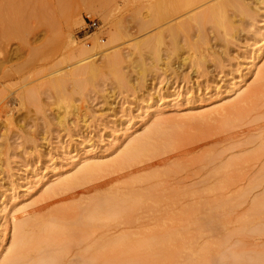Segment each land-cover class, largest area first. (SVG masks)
Segmentation results:
<instances>
[{
  "label": "rangeland",
  "instance_id": "obj_1",
  "mask_svg": "<svg viewBox=\"0 0 264 264\" xmlns=\"http://www.w3.org/2000/svg\"><path fill=\"white\" fill-rule=\"evenodd\" d=\"M263 44L264 0H0V258L13 210L35 204L31 228L67 222L38 250L61 264L115 251L126 260L114 264H264ZM156 122L152 176L140 164L45 197L86 160L111 166ZM110 190L142 202L108 204L72 239L88 198ZM121 236L133 254L105 245Z\"/></svg>",
  "mask_w": 264,
  "mask_h": 264
},
{
  "label": "bare ground",
  "instance_id": "obj_2",
  "mask_svg": "<svg viewBox=\"0 0 264 264\" xmlns=\"http://www.w3.org/2000/svg\"><path fill=\"white\" fill-rule=\"evenodd\" d=\"M256 1L258 4L263 3V0H256ZM256 1L254 0V2H256ZM186 5L188 6L189 4H186ZM190 5H191V2H190ZM184 10H185V8H184ZM208 15H211V14H209V13L205 14L204 16L197 18L196 21L198 22L201 19H208ZM83 50H85V49H83ZM83 50L81 49L80 53L84 57H85V53L87 55H88V53H90V52H87L86 50L85 51H83ZM260 52L261 53L258 55V57H260L264 53V44L260 48ZM95 55L96 54H94V55L92 54L89 57L86 56L87 58L83 57L82 60L78 61V63H82L85 61L87 63H92V61H94V59H95L94 58ZM105 55H103V56L105 57ZM105 59H107L105 61V67L109 68L111 72L113 71V75H115V77H118V74H116L114 71V69H115L114 66L116 65V61H118V59L115 61V57L114 58L111 56L107 57V55H106ZM118 80H117V82H118ZM257 80H258L257 85L259 88L261 86V83L262 84L264 83L263 82L264 81V68H263V70H261L259 72V77L257 78ZM118 83H117V85H118ZM257 85L255 87H257ZM262 88L264 89V86ZM255 90H254V88H252V92H254ZM260 91L261 90H259V92ZM249 93H251V91ZM254 93H253V95L252 94L251 95L255 96L258 92L256 94H254ZM260 93H262V92H260ZM260 93H258V95ZM251 95L242 96V97L240 96L241 98L239 99L238 104L240 105V103L248 102L247 100L252 97ZM235 106H236V103H235ZM236 107H238V106H236ZM223 109L224 108L221 107V108L215 109L213 111L216 114H219V113H222ZM235 110H237V109L235 108ZM212 114H214V113H212V111H211V113L209 115H212ZM201 116H199V117H201ZM228 118L226 117V119H228ZM255 122L257 123V121H253L252 125L256 124ZM161 125H162L161 122H156L152 128H150V129L148 128V130L146 132H144V134H142L140 137L132 138L131 136H129L127 138L125 148H124L121 156L119 157V159L117 161H114L111 166L106 167L107 166L106 165L105 170L99 164H95V163L91 162L90 160L89 161L86 160L85 162H82V165L81 166L79 165L80 167L78 168V170L76 169L77 174L75 173L70 177L68 176L69 178L67 177V178H64L62 181L56 182V184L54 186H52L46 190L45 197L62 195L64 193H66L67 191L74 189L78 186L87 185V184H90L91 182H95L93 180H96L97 177L100 176L101 174H110L112 171H116V170H118L117 172L124 171L127 167H133V166L135 167V166L140 165V164H144V165H141V167L144 166L145 169H143V171H138L139 173H137V172H135V173L140 174L142 172L144 174V175L143 174L141 175L143 178H147V177L152 176L153 171H152V164L150 163V161L153 158H155L154 153L156 152L157 148H155L154 144H155L156 140L158 139L157 137H158ZM145 164H146V166H145ZM144 167H142V168H144ZM138 169H141V168H137V170ZM136 174H133V175H136ZM130 179H131L130 183H133V182H136V180H138L139 178H137V179L130 178ZM140 179H142V178L140 177ZM140 181H143V180H140ZM107 190H106V192H107ZM139 193H142V192L140 191ZM146 195H147L146 200L149 201L148 199H149L150 195H148L147 192H146ZM146 195L144 197H146ZM151 195L154 196L153 194H151ZM142 196L140 194H135V192L132 193L130 191L124 193V195L121 196L120 194H116L110 190V192L108 191V193L102 192V194L98 193L96 195H93L92 197H89L88 202H93L94 204L92 203L93 206L88 207L87 210L84 209V211L86 210L85 212L81 211V212H84L83 216L80 215L81 218H79L78 216L76 218H74L75 220H73V222H74L73 232L70 234L71 238L72 239H85V238H83L84 237L83 235L86 233V227L88 228L89 225L93 223L95 217L98 216V213L103 212L105 209L104 207L107 206L108 204H111V203L113 204L114 202H119V203L120 202H126V203L127 202H142V200H141ZM164 197H166V195ZM155 199H157V198H155ZM168 199L170 200L169 195H168ZM173 199H174V197H173ZM146 200L143 199L144 202H146ZM150 200H152V199H150ZM166 201L169 202L167 200V197H166ZM71 202H77V201L71 200ZM152 202H154V201H152ZM172 202H174V201H172ZM116 205H117V203H116ZM120 205H121V203H120ZM112 207L114 208V205ZM36 208H37L36 205L32 204V205H28V206L24 205L18 209L13 210L12 221H13V225H14V233H13V237H12V240H11V243H10L8 250L6 251L5 255L2 258H0V261H1L0 264H61L62 263L63 255H61V253H58L59 255L56 253L50 255L51 253L47 254L46 252H42V254L41 253L39 254L38 250L40 248H42V245L45 243L46 240H53V239H57L58 237H61V236H67L68 235V232L66 230L67 227H66V224H63V222L64 223H67V222H65L64 218H63L64 219V221H63V219L61 217H59V219H56L54 221L52 220V221L47 222V223L42 224V225L39 224L40 226L38 224H33L32 228H31L32 224L30 223V220L31 219H33V221L36 220V218H33V212ZM66 208H64V209H66ZM69 209H70V207H69ZM122 209H124V206ZM113 210H115V209H113ZM64 211L65 210L61 211L62 215L65 214ZM116 211H114V213ZM110 212H111V210L108 211V213H109V215L107 214L108 217L109 216L111 217ZM67 214H71V213L67 212ZM105 214H106V212H105ZM111 214H112V212H111ZM122 214H123V212H122ZM57 215H58V212H57ZM62 215H60V216H62ZM74 215H76V213ZM100 216L101 215L99 214V217ZM105 216H104V218H105ZM62 217H64V215ZM55 218H58V216ZM95 220H97V218ZM111 220H113V217ZM106 221H109V220H106ZM79 232L80 233L82 232L83 234L80 235ZM81 236H83V237H81ZM127 239H129V238H127V236H124V237L121 236V237H119L113 241L108 242L105 245L106 246H112V247L123 246V247L127 248L126 249L127 251H129V252L132 251L130 254H133V251H134L133 247H135V245L132 243V241H129ZM129 252H127V253L129 254ZM112 255H113L112 260L110 258L109 259L113 262V264L115 263V261L118 262V261L123 260V259L122 260L120 259L122 254L118 253L117 251H115ZM101 257L106 258V255L104 254ZM109 259H108V261H105L106 264H107V262H110ZM104 260H107V258ZM125 260H123L122 262H125ZM96 261L97 260L92 259V258L89 261L84 260V258H76L75 261L73 260L72 263L71 262L70 263L71 264H96ZM112 262H110V264H112Z\"/></svg>",
  "mask_w": 264,
  "mask_h": 264
},
{
  "label": "built area",
  "instance_id": "obj_3",
  "mask_svg": "<svg viewBox=\"0 0 264 264\" xmlns=\"http://www.w3.org/2000/svg\"><path fill=\"white\" fill-rule=\"evenodd\" d=\"M95 25H96V23L93 22V23L90 25V27H94Z\"/></svg>",
  "mask_w": 264,
  "mask_h": 264
}]
</instances>
